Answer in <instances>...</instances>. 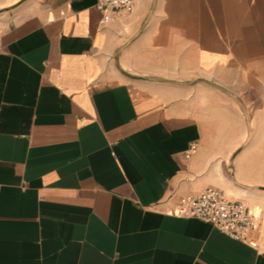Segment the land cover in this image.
<instances>
[{
    "label": "crops",
    "instance_id": "obj_1",
    "mask_svg": "<svg viewBox=\"0 0 264 264\" xmlns=\"http://www.w3.org/2000/svg\"><path fill=\"white\" fill-rule=\"evenodd\" d=\"M98 1L0 0V264H264V0Z\"/></svg>",
    "mask_w": 264,
    "mask_h": 264
},
{
    "label": "built area",
    "instance_id": "obj_2",
    "mask_svg": "<svg viewBox=\"0 0 264 264\" xmlns=\"http://www.w3.org/2000/svg\"><path fill=\"white\" fill-rule=\"evenodd\" d=\"M98 8L102 11L104 20H111L119 15L132 13L135 1L99 0ZM190 151L187 152V157L190 156ZM177 213L210 222L235 239H247L252 245L257 243L249 237L251 230L257 226V215L245 202L231 199L217 187L209 186L197 195L181 197Z\"/></svg>",
    "mask_w": 264,
    "mask_h": 264
}]
</instances>
